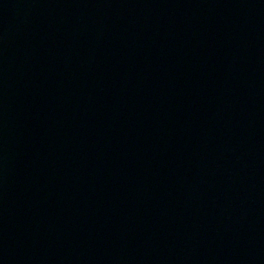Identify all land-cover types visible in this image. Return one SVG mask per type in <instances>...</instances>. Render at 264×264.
<instances>
[{
    "label": "water",
    "instance_id": "95a60500",
    "mask_svg": "<svg viewBox=\"0 0 264 264\" xmlns=\"http://www.w3.org/2000/svg\"><path fill=\"white\" fill-rule=\"evenodd\" d=\"M0 264H264V0H0Z\"/></svg>",
    "mask_w": 264,
    "mask_h": 264
}]
</instances>
